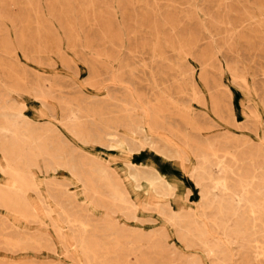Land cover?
Returning <instances> with one entry per match:
<instances>
[{
    "label": "rangeland",
    "instance_id": "374dc122",
    "mask_svg": "<svg viewBox=\"0 0 264 264\" xmlns=\"http://www.w3.org/2000/svg\"><path fill=\"white\" fill-rule=\"evenodd\" d=\"M0 264H264V0H0Z\"/></svg>",
    "mask_w": 264,
    "mask_h": 264
},
{
    "label": "bare ground",
    "instance_id": "6f19581e",
    "mask_svg": "<svg viewBox=\"0 0 264 264\" xmlns=\"http://www.w3.org/2000/svg\"><path fill=\"white\" fill-rule=\"evenodd\" d=\"M129 115V114H128ZM127 116V115H126ZM130 116V115H129ZM133 126V125H132ZM17 129V128H16ZM132 136H134V135H132ZM110 140V139H109ZM121 140H122V138H121ZM113 145L115 144V143H112ZM111 144V145H112ZM119 145V144H118ZM120 147V146H119ZM135 147V146H134ZM112 148V147H111ZM113 148H115V147H113ZM124 148V147H123ZM136 148H138V146L136 147ZM122 149V148H121ZM120 151H122V150H120ZM124 151V150H123ZM19 162V161H18ZM30 177V176H29ZM92 180V179H91ZM28 181H29V179H28ZM98 192V191H97ZM11 204H13V203H11ZM13 206V205H12ZM2 229V228H1ZM97 235V234H96ZM81 238V237H80ZM94 240V239H93ZM79 242V241H78ZM102 242V241H101ZM86 245H84V247H85ZM87 248V247H86ZM101 248V247H100ZM106 249H108V248H106ZM109 251V250H108ZM102 253H105V252H101V254ZM107 253V252H106ZM98 254V253H97ZM99 261V260H98ZM98 263H100V262H98Z\"/></svg>",
    "mask_w": 264,
    "mask_h": 264
}]
</instances>
